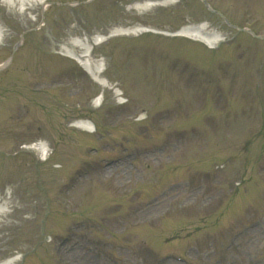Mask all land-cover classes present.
Masks as SVG:
<instances>
[{
  "label": "rangeland",
  "instance_id": "obj_1",
  "mask_svg": "<svg viewBox=\"0 0 264 264\" xmlns=\"http://www.w3.org/2000/svg\"><path fill=\"white\" fill-rule=\"evenodd\" d=\"M86 1L0 0V261L264 264V39L198 1ZM218 1L264 34V0ZM201 20L226 36L216 49L154 34L96 46L106 87L58 53L71 37ZM40 141L46 160L24 148Z\"/></svg>",
  "mask_w": 264,
  "mask_h": 264
},
{
  "label": "bare ground",
  "instance_id": "obj_2",
  "mask_svg": "<svg viewBox=\"0 0 264 264\" xmlns=\"http://www.w3.org/2000/svg\"><path fill=\"white\" fill-rule=\"evenodd\" d=\"M176 0H151L138 2L134 6H129V8L134 7L135 9H150L159 5H167L169 3H173ZM9 4L19 3L21 6H27L32 4H45L46 0H6ZM150 30L148 26L143 25H134L126 28H119L115 32L119 33V35H131L135 33L145 32ZM113 31H111L112 33ZM167 36L173 37V35L187 37L193 39L194 41L200 42L203 45H206L210 49H214L217 45L226 40V36L214 29H208V25L204 22L193 25L189 24L176 32H166ZM1 36V31H0ZM101 34L94 35L91 39L86 36H82L80 38L71 37L66 42L60 45V53L62 56L70 57L74 59L77 63L85 68L88 72L89 76L95 80L100 86L106 87L109 86V83L102 77L107 65L103 62L102 58L93 59L92 52L93 46L99 45L102 41L105 40ZM118 95L121 93L118 90H115ZM102 98L97 97L95 99V105H99ZM73 125L82 130L93 132L95 127L92 122L87 119H79L73 122ZM25 149H34L38 158L44 160L48 157V147L44 142H37L31 144L29 146H24ZM21 258L20 253H16L14 256H9L0 261V264H14V261Z\"/></svg>",
  "mask_w": 264,
  "mask_h": 264
}]
</instances>
